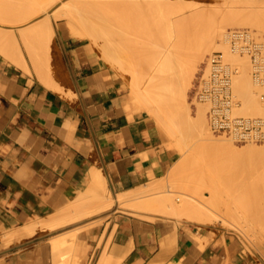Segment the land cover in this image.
Instances as JSON below:
<instances>
[{"label": "crops", "instance_id": "0c3cea01", "mask_svg": "<svg viewBox=\"0 0 264 264\" xmlns=\"http://www.w3.org/2000/svg\"><path fill=\"white\" fill-rule=\"evenodd\" d=\"M62 48L66 65L55 80L63 93L0 57V237L45 223L106 182L130 197L162 184L179 160L82 40L68 37ZM143 214L72 222L50 241L6 247L0 264H66L67 255L72 264H261L220 228ZM64 239L56 258L55 240Z\"/></svg>", "mask_w": 264, "mask_h": 264}, {"label": "rangeland", "instance_id": "374dc122", "mask_svg": "<svg viewBox=\"0 0 264 264\" xmlns=\"http://www.w3.org/2000/svg\"><path fill=\"white\" fill-rule=\"evenodd\" d=\"M125 1L127 3L129 2L128 5L130 4L129 6L131 7H119L118 5L117 9L110 10L109 8V11L104 14L102 18V28L103 30H107L109 32L108 34L107 32H105L106 34L101 32V35L98 36L99 32H96V34L95 32H86L87 34H91V36H86V33L82 32L85 34L84 37H76L74 32H71L74 28L77 29L76 26L79 25V29H89V26L93 28L94 22H97V20L90 15H76L75 17L78 16L77 19H73V21H76V26L73 24L75 27H71V30L69 27L72 26V24L69 23L68 18H64V16H62L63 19L58 16L57 18L59 19H56V16H54L55 18L48 17L45 9L51 6V0H0V31L3 33L6 32L8 36L14 34L18 41L19 48L28 63V73L37 75L41 80L43 78L42 81L47 87L58 90L55 87H52V84H48L45 81L52 80L54 85L58 86V83H55V77L63 72L62 70L65 69L66 65V59L62 48L63 40L68 37L82 40V43L88 46L90 52H92L122 80L131 107L150 117L156 127L162 132L168 147L178 152L179 160L164 178L162 184L151 186L131 197L129 194L127 198L116 203L114 193L110 190L109 184L106 182V189L98 188L92 192L89 197L86 196L85 198H82L73 206L83 208L84 206L89 205L92 210H95V215L93 214L94 216L89 218V221H91L90 226L103 224L105 221L114 218L118 214H125L130 210H134L144 213L143 215L145 216L142 217L148 219L154 220V218L147 216L156 215L158 217L175 218L180 221H191L198 225L220 228L239 238L243 243L246 252L257 258L261 264H264V153L243 155L239 157V159L237 158V163L233 161L231 166L227 164L228 162L230 163V161H228V151L220 149H217V151L214 147L212 148L211 145H222L225 142H228V145L235 144L234 146L236 148L238 147L241 149L243 147L241 149L243 150L250 145L249 143H247L248 145L237 144L229 140L227 137L216 135L211 129L209 119L207 120L209 130L206 129L207 132H209L208 134L206 133V130H203V132L201 128H195L191 125H189V127L187 125V120L180 119L176 122L177 119H175L173 122L169 114L168 117L166 114V119L159 118L158 120V117L148 111L145 102H143V99L140 98V95L137 92L138 77L135 74L140 73L139 75L144 76V69V73L136 71L141 70V66L144 64H146V70L147 67L149 69L148 64L153 56L158 52H162L161 50L164 49H161L157 44L153 45L151 41L148 40L147 42L146 40L147 34H151V32H163V30L161 31L162 28H160V30L159 28H152L153 26L157 27V24L155 23V25H152V20L154 21L156 17H160L158 16L160 12L153 9L157 4H154V7H150V5H153L150 4V0H122L121 3L124 2L125 4ZM147 1L150 5H143L144 2ZM165 1L174 2L177 0ZM148 2L146 4H148ZM121 3H119L120 6ZM131 3L140 4L133 7ZM184 3L190 7L182 12L171 15L174 32L173 39L176 41L181 40L182 43L180 42L179 45L180 50L187 52L188 48H191L192 45L197 43L205 33L217 32L222 28H224L225 33L240 29L248 30L253 34L255 40L257 38H259L257 39L258 41L264 39V33H260L264 32V0H184ZM54 7L55 6H52V8L50 7V10ZM59 16L61 15L59 14ZM244 18H250L257 21L260 28H252L250 26L237 24ZM50 21L52 22L50 24H55L58 29L54 36H51V39H53L51 41L52 43L48 41L50 45L49 48H47L48 45L46 40L39 36V32L34 30V27L39 23L45 22L44 27L48 28L46 26L49 25L48 23ZM73 21L72 23H74ZM158 26L160 27V25ZM46 33L48 32L46 31ZM93 35H95V38ZM96 37H98L97 39L99 42L98 40L96 41ZM223 37L218 39V43H221V39L223 42ZM189 41H191V44ZM194 41L195 43L192 44ZM187 42L190 45H188ZM181 44H183L182 46L184 47L181 48ZM100 45H102L103 48ZM46 50L49 52H46ZM214 52H217V49L206 53L204 58L196 63V68L194 67V79H191V85L188 89L189 99H187V103L195 118L198 116V108L200 106V104L198 105L199 102L195 99L197 81L202 74L208 57ZM108 53L112 58L115 57V59L109 57ZM229 53L231 52L229 51ZM235 56L240 57V55L236 54ZM0 57L7 62L13 63L2 52H0ZM231 64L233 65L234 63ZM237 65L241 70L240 73H242V66L240 65V67L238 63ZM237 65L234 64V66ZM141 76L140 78L145 81V78ZM133 87L136 90L135 92ZM62 89L64 90V88ZM261 89L263 90V88ZM255 90L259 94H261L260 92L264 93V90L261 91L258 88ZM140 100H142V103ZM208 107H206L207 117L209 111ZM241 114L245 113L242 112ZM165 120L170 126L173 125L172 127L175 129L172 127L170 128ZM205 135L208 138L210 137L209 135H211L212 137L210 138H214L215 140H204L207 138ZM258 145L259 147L264 146L263 144ZM216 161L221 162L224 166L220 172L212 167V164ZM234 164H236V166ZM226 167L231 169H226ZM176 168L179 169V171H177V174L172 175L174 171L176 173ZM155 200H157V202L159 200V203L161 200V206L151 207L152 203L150 204V202L154 203ZM199 200L208 203L214 207V209H217V211L219 210L224 213L222 214L218 211L222 214L221 217H224H220L221 219H216L214 221L198 222L193 220V218H191V220L190 217H185V215H179V212H177V214L174 213L175 209H183V205L189 204V201L195 203ZM146 202L149 203L148 206L146 205ZM111 204L112 206H110ZM143 204L147 207H141ZM175 206L176 208L174 209ZM109 208L110 210H108ZM82 213L85 214L84 212ZM82 213L80 212L73 216V218L70 219L71 222L81 220L80 216ZM54 231L56 230H52L49 226L39 228L38 233L34 237L22 239L19 242L15 241L10 247H13L15 244L26 246L34 241H50V237L56 233ZM4 237L5 236L0 237V254L7 247L3 243ZM76 239L77 237L71 238V243L73 244ZM65 262L66 264H72L76 263L77 259L74 258L73 261V257L67 255L65 257Z\"/></svg>", "mask_w": 264, "mask_h": 264}, {"label": "bare ground", "instance_id": "6f19581e", "mask_svg": "<svg viewBox=\"0 0 264 264\" xmlns=\"http://www.w3.org/2000/svg\"><path fill=\"white\" fill-rule=\"evenodd\" d=\"M121 1L122 0H119V1L118 0H51V6H49L45 10H46L48 17L55 18L54 16H56V19H59V18L63 19L62 16H64V18H68L69 23L72 24V26H70V24H69V26H70L69 28L71 30H72L71 27L74 28L76 26V21H73L74 18L77 19L78 16L75 17L76 15H90L94 19L97 20V22H94L93 28H91L89 26L88 27L89 29H87V28L86 29L85 28L79 29L80 27L78 28V26H79L78 25V26H76L77 29L74 28V30L71 32H74V35L76 37H84L85 34H83L82 32H84V33H86V32H93L94 33L95 32V34H96V32L97 33L99 32L98 36H100L101 32H104V34H106L105 32H107V34L109 33L107 30H103V28H102V18L104 16V14L109 11L108 10L109 8H110V10L117 9L118 5H119V7H122V6L123 7L124 6L131 7V6H129L130 4L128 5L129 2L127 3L125 1L126 3L124 4V2L121 3ZM147 2H144V4L143 3H141V4H143V5L153 4L152 6L150 5V7H154L157 4L156 7L153 9H156L158 12H160V14L158 15L160 17H156L155 18L156 21L152 20V22H153L152 25L157 24L156 25L157 27L153 26L152 28H155V29L159 28V30H160V28H162L161 31L163 30V32H157V33L151 32V34H147L146 40H147V42H148V40L151 41L153 43V45L157 44L158 46H160L161 49L164 48L163 50H161L162 52H158L153 56L152 60L148 64L149 69L147 67V70H146V66H145L146 64H144L143 66H141L142 67L141 70L136 71V72H142V73L145 72L144 76L139 75L140 73L135 74L138 77V79H137L138 80L137 92L139 93L140 98L143 99V102H145L146 105L145 104L144 105L148 108V111L151 114L158 117V120H159V118L166 119V117H165L166 114H167V117L169 114V116L171 117V120L173 122L175 121V119H177L176 122L180 119H184V120L188 121V123H187L188 126L191 125L192 127H195V128H201L202 131L203 130L205 131L206 129L209 130L208 125H207L208 117L206 114V111H207L206 107H208L207 104L201 103V102L198 103V105L200 104V106L198 108V116H197V118H195L192 114L193 112L191 111L190 106H188L187 99H189L188 98L189 97L188 89L191 85V79L194 76L193 72L196 68V63L199 60H201L202 58H204L206 53L212 52L213 50L217 49V51H223L226 54L229 62L234 63L236 65L238 63L239 66L240 65L242 66V67L240 66L241 69L243 68L242 73H240L239 76H236L235 81H234L235 94L237 96V99L243 104V107H242V109L239 110V113L241 114L243 112V113H245V115H250V116H264V102L261 99V96L264 93L260 92L261 94H259L255 90L256 88H258L261 91H263L264 88L256 85V83L253 80V77L251 74L252 66L250 68L251 62L249 60V57H241V56L237 57V56H235V54L234 55L232 54L230 46H229L228 41H227L230 32L225 33L224 28L218 30L217 32H207L202 36L201 39H199V41L197 43H195V41L192 42V44H194V43L195 44L192 45L191 48L189 47L187 52L180 50L179 45H180L181 40L176 41L173 39L174 32H173L171 15L174 13L182 12V11L188 9L190 6L186 5L184 3V0H177L174 2L165 1V0H150L149 1L150 4H149V2H148V4H146ZM119 3H121V6ZM138 4H140V3H138ZM138 4L137 3H134V4L131 3V5L133 7L135 5L137 6ZM52 6H55V7L50 10V7L52 8ZM115 6H116V8H115ZM68 7H70V8H68ZM147 7H149V6H147ZM58 11H60L61 13ZM59 14L61 16H59ZM57 16L59 18H57ZM56 19H55V21H56ZM68 21H67V23H68ZM72 21L74 23H72ZM159 21H161V22H159ZM45 22L37 24L34 27V30H37L40 34L39 36L42 39L46 40L47 45H48L47 48H49V45H50L49 42H51L53 40L51 38L54 36V34L56 33L58 28L55 24L54 25L50 24V23H52L51 21L48 23L49 25L46 24L47 25L46 27H48V28H45L44 27ZM157 22H159V23H157ZM73 24H75V26ZM237 24L244 25V26H250L252 28H254V27L260 28L259 23L253 19H250V18H244V19L240 20ZM158 25H160V27ZM90 28H91V30H90ZM44 29L48 33H46V31ZM47 29L50 31H48ZM224 33H225V35H224ZM260 33H264V32H260ZM87 35L91 36V34L86 33V36ZM223 35H224V37H223ZM9 36L6 32L3 33L0 31V52H2L4 55H6L13 63L20 65V66L26 68L27 70H29L28 63H27L24 55L22 54V52L19 48L18 41H17L16 37L14 36V34L13 35L10 34ZM44 36L46 38L48 37L50 39L47 38L48 39L47 40ZM93 36L95 38V35H93ZM222 37H223V42L221 39L220 40L221 43H218V39L222 38ZM91 38H93V37H91ZM97 38L98 37H96V41L98 40ZM99 39H101V38H99ZM257 39H259V38H257ZM260 41L264 42V39H261ZM98 42H99V40H98ZM189 42L191 44V41H189ZM187 44H188V42H187ZM190 44H188V45H190ZM182 45L183 44H181V48L184 47ZM100 46L102 47V45H100ZM14 47H15V49H14ZM218 49H222V50H218ZM229 51L231 53H229ZM46 52H49V51L46 50ZM215 53L216 52H214L213 54L211 53V55L208 57L206 63L208 62V64H209L211 62V59L214 57ZM108 55H109V57H111L109 53H108ZM112 59H115V57ZM116 62H117V59H116ZM206 63L204 65V69L202 71V74L204 73V77H207L209 72H210V66L206 65ZM144 66H145V68H144ZM236 67H238V65ZM139 68H140V66H139ZM143 69L145 70L144 72H143ZM140 76L145 78V81L142 80L140 78ZM52 79L54 80L53 77H52ZM42 80H43V78H42ZM45 82L48 84H52L51 85L52 87H55L56 89L60 90L61 92H64V90L61 88L62 86L59 84H57L58 86H55L54 82H52V80L51 81L47 80ZM55 83H57V82H55ZM261 88H263V90ZM135 91L136 90L134 88V92ZM71 92L72 91L70 90V93ZM72 95L74 96V93L71 94L70 96H72ZM140 102L142 103V100H140ZM208 110H209V107H208ZM179 124H180V122H179ZM183 124H184V122H183ZM167 125H169V123ZM172 126H170V128ZM172 128L175 129L174 127H172ZM177 128H179V127H177ZM207 130H206V133L209 134V132H207ZM209 136L212 137L211 135H209ZM210 137L209 138L207 137L204 140H207V141L211 140L212 141L214 138L212 139ZM218 143H221V142H218ZM227 143L225 142L224 144H227ZM224 144H222V145L213 144L211 146H212V148L214 147L216 150L220 149V150L228 151V153H229V160L228 161H230L231 164L229 162L227 164H229L231 166L233 164V161H235V163H237L236 162L237 158L239 159V157H241L243 155L252 154V153H264V146H263L264 144L262 145L263 147H261V146L259 147V145L257 143H249L250 145L247 144L248 147H246L243 150H241L243 147L241 149L238 147L236 148L234 146L235 144L234 145H231V144L224 145ZM255 144H257L258 146ZM226 155H228V154H226ZM234 165L236 166V164H234ZM212 167L214 169L218 170L219 172L224 168L223 164L221 162H217V161L214 164H212ZM226 169H229V168L226 167ZM177 171H179V169L176 168V173L174 171V173L172 175L177 174ZM105 189H106V183H105ZM129 194L128 193L121 194V195L114 194L115 202L119 203L120 200L127 198L129 196ZM213 197H215V196H213ZM189 202L190 203L186 204V205H183V203H182L184 208L183 209L181 208V210L175 209L176 208V206H175L174 207V209H175L174 213L177 214V212H179V215H182V216L185 215V217L186 216H187V218L190 217V219L193 218V220H196L198 222L214 221L216 219H221L224 217V216L221 217L222 214H224V213H222L221 211L218 210L219 212L222 213V214H220L217 211V209H214V207H212L211 205H209L208 203H206L204 201L199 200V201H196L195 203H191V201H189ZM146 203H147L146 205L148 206L149 203L148 202H146ZM150 204H151V207H153V206L157 207V206H161L162 201L160 200V203H159V200H158V202H157V200H155L154 203L150 202ZM146 205L144 206V204H143V205H141V207L142 206L147 207ZM175 205H176V203H175ZM70 206L68 208H66L65 211L60 212V214L58 213L56 216H54L53 218H50L45 223H42L39 225L34 224V223L29 224V225H27V226H25V227H23L17 231H14V232L6 235L5 238L3 239L4 245H6L8 247V246H11L15 241L19 242L22 239L32 238L38 233L39 228H44V227L49 226L50 228H52V230H57L63 226H66V225L72 223L70 219H72L73 216L77 215V213H80V212L81 213L84 212L85 214L82 213V215L80 216L81 220H79V221H86V220L89 221V218H92V216L95 215L94 214L95 210H92V208L89 205H86L83 208L72 206V205H70ZM110 206H112V204ZM179 209H180V207H179ZM108 210H110V208ZM84 216H86V217H84ZM79 221H76V222H79ZM64 246H66V240L65 239L60 240V241L55 240V256H56V258H60L61 248Z\"/></svg>", "mask_w": 264, "mask_h": 264}, {"label": "built area", "instance_id": "2783aa9c", "mask_svg": "<svg viewBox=\"0 0 264 264\" xmlns=\"http://www.w3.org/2000/svg\"><path fill=\"white\" fill-rule=\"evenodd\" d=\"M231 52L250 58L252 77L264 88V42L254 39L248 30L231 31L228 36ZM207 77L204 73L195 88V99L209 106L208 119L216 135L227 137L237 144H264V116L240 114L242 103L234 89L240 69L232 65L223 51H217ZM264 102V94L261 96Z\"/></svg>", "mask_w": 264, "mask_h": 264}]
</instances>
